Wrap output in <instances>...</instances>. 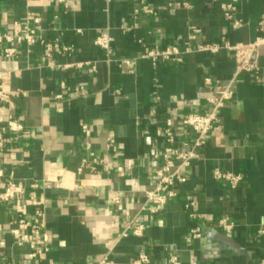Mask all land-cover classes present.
Returning a JSON list of instances; mask_svg holds the SVG:
<instances>
[{
	"label": "crops",
	"instance_id": "crops-1",
	"mask_svg": "<svg viewBox=\"0 0 264 264\" xmlns=\"http://www.w3.org/2000/svg\"><path fill=\"white\" fill-rule=\"evenodd\" d=\"M77 10L66 11L51 0H34L30 7L42 16L39 37L30 52L25 46L12 59L3 54L0 68L13 73L6 90L14 110L0 102V167L13 171L21 182L38 180L37 201L42 203L52 235L51 249L43 258L30 256L28 246L14 242L11 222L20 212L30 215L34 201L28 193L14 201H0V257L2 264H97L120 238L110 257L118 262L134 258L141 250L152 264H168L171 252L182 264H260L264 257V45L259 48L258 72H242L234 83V94L221 109L223 128L209 134L200 156L184 169L187 182L179 184L178 196L159 213L141 210L145 190L155 183V170L174 146L190 148L195 132L180 124V116L191 110L208 112L205 79L230 80L236 68L233 52L191 51L181 61L142 57L144 46L184 48L190 24L201 28L193 44L248 43L264 35V0H237L234 27L222 10L228 0H146L155 14L135 15V0H80ZM170 2L173 4L170 5ZM177 2L188 7L176 8ZM26 0H0V28L12 32L14 21L28 9ZM131 27V29H128ZM82 28V32L76 31ZM114 37L108 54L95 44L97 35ZM59 37L75 44L72 53L56 54L55 64L89 62L81 67H50L40 39ZM96 65L94 69L92 65ZM83 86L84 91L76 92ZM64 97L54 99L57 93ZM159 97V98H157ZM12 111L23 122L20 132L2 130ZM171 116L176 142L169 144L155 134ZM93 129L90 139L97 154L110 163L135 164L123 173L114 168L103 177H92L77 169L85 155L81 123ZM114 137L122 151L115 156L106 148ZM239 172L242 182L232 187L214 177V169ZM113 190H121V205L113 203ZM196 200V210L206 216L193 218L186 208L187 195ZM227 216L236 223L231 234L218 227ZM136 219L145 223L142 235L122 237ZM193 226L202 231L192 242L185 235Z\"/></svg>",
	"mask_w": 264,
	"mask_h": 264
},
{
	"label": "built area",
	"instance_id": "built-area-1",
	"mask_svg": "<svg viewBox=\"0 0 264 264\" xmlns=\"http://www.w3.org/2000/svg\"><path fill=\"white\" fill-rule=\"evenodd\" d=\"M34 0H26L29 6L26 14L14 21V28L12 32L0 28V42H6L3 54L6 59H12L19 51L20 46H25L27 51L30 52L32 47L37 42L39 37V25L42 21V16L30 7L31 2ZM54 3L62 4L66 11L77 10L80 8V0H51ZM138 5L134 9L135 15L140 13L155 14L156 9L151 6L146 0H135ZM237 0L224 1L221 4L225 17L231 21L234 27L242 25V20L235 16L237 10ZM173 3L170 2V5ZM188 2H177L176 8L188 7ZM260 28L264 26V18L260 20ZM190 34L187 45L184 48L178 45H169L166 47H152L145 45L144 51L141 56L149 58L156 62L158 59L167 61H181L183 55L191 51H207L217 52L221 49H227L233 52L236 68L233 77L225 82L219 80H212L211 78L205 79V86L201 90L202 94L206 95L207 104L209 105L208 112H200L191 110L182 114L179 118L180 124L192 129L195 132V139L187 149H181L178 146H174L172 153L169 156H165L161 150H156L154 153L155 158L162 159V163L156 168V179L154 185L145 190L144 204L141 210H147L151 213H159L164 210L169 201L172 198L178 196L179 191L177 186L187 182V175L184 173V169L191 165L195 158L200 156L199 149L208 142L209 134L213 131H220L223 128L221 119V109L225 105L226 101L234 94V83L237 76L242 72H258L259 61L258 54L259 48L264 45V35H259L255 40L248 43H231L225 37H222L220 41L216 42H203L193 44L198 34L201 32V28L196 24H190ZM131 29V27H128ZM76 31L82 32V28H76ZM114 37L109 32H103L96 36L95 44L103 48L108 54L112 51V44ZM39 43L43 47L44 57L48 60V66L50 67H81L89 62H74L65 64L53 63V58L56 54L72 53L76 50L75 44L63 43L59 37L40 39ZM95 69L96 65H92ZM11 70L0 68V102L9 104L11 109L14 110L11 94L6 90V84L10 76ZM83 86L76 88V92L83 93ZM64 97L62 92L57 93L54 99H61ZM159 98V97H157ZM175 121L173 117L168 116L163 125H159L155 129L157 137L162 138L164 142L169 144H175L176 131ZM2 130H9L13 132H20L24 129L23 122L12 111L8 114L7 122L1 127ZM81 129L86 137L85 142V155L81 158L80 165L77 169L79 174L89 172L92 177H103L104 174L109 172L112 168L117 173H123L126 169L132 168L135 164L134 158H128L126 164L120 162L110 163L109 161L101 158L90 140L93 137V129L88 122L81 123ZM4 141L0 134V148L3 146ZM106 148L110 150L115 156L122 155L117 140L114 137H109L106 140ZM214 177L216 179L226 180L232 187H237L243 180V175L239 172L223 171L220 168L214 169ZM38 180H31L21 182L16 180L13 171L6 172V170L0 167V201L10 202L18 198L19 195L28 193L29 198L34 201L33 210L30 215L20 212L17 217L12 219L14 225L12 233L14 236V242L18 246H28L30 250V256L33 258H43L51 249L52 235L48 229L46 222L45 209L41 202L37 201L36 191L39 187ZM121 190H113L111 201L113 203L121 205L122 203ZM196 200L191 194L187 195L186 208L190 211V215L193 218L200 216H206V214L200 213L196 210ZM225 233L231 234L236 227V223L227 216L221 217L217 222ZM148 225L145 223H139L136 219H133L123 230L122 237L129 234L142 235L145 228ZM258 235L264 234V227H260L257 230ZM202 236V231L199 226H193L189 229L185 235L187 242H192L196 238ZM118 238L115 243L110 246L102 259L97 264H152L150 255L141 250L134 258L126 262H118L110 257L115 245L119 242ZM0 264L1 257H0ZM168 264H182L181 257L178 252H171L168 258ZM260 264H264V257L261 259Z\"/></svg>",
	"mask_w": 264,
	"mask_h": 264
}]
</instances>
